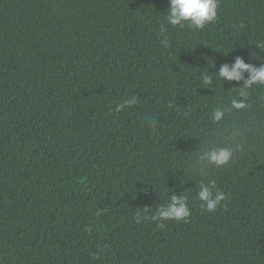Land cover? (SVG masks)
<instances>
[{"label":"trees","instance_id":"16d2710c","mask_svg":"<svg viewBox=\"0 0 264 264\" xmlns=\"http://www.w3.org/2000/svg\"><path fill=\"white\" fill-rule=\"evenodd\" d=\"M168 7L0 0V264H264V85L218 78L264 64V0H218L202 30ZM210 181L214 212L196 198ZM172 196L191 215L160 228Z\"/></svg>","mask_w":264,"mask_h":264},{"label":"clouds","instance_id":"9594fccd","mask_svg":"<svg viewBox=\"0 0 264 264\" xmlns=\"http://www.w3.org/2000/svg\"><path fill=\"white\" fill-rule=\"evenodd\" d=\"M218 0H169L168 12L166 15L167 23L173 27H183L187 24L190 28L202 30L206 25L211 24L217 18ZM262 49L264 44H257ZM247 74V75H246ZM218 78L226 82H243L244 89H250L254 85H264V64L257 67L254 64L247 63L237 56L234 64H223L218 70ZM205 85H210L211 77L204 74L202 77ZM241 95H245L242 91ZM137 103L136 97H131L116 106L115 110L120 112L125 108H130ZM235 109H242L245 104L242 101H232ZM223 112L216 110L214 112L215 120H220ZM232 158V152L227 148L213 149L206 153V159L209 164L216 168L227 166ZM196 198L201 201V207L208 212H214L221 202L227 199L226 195L216 189V182H201ZM191 215L188 207V200L185 196H172L166 206H161L151 219L156 222L160 228L164 227L166 221L187 222ZM147 219V217H145ZM137 223L140 217H136Z\"/></svg>","mask_w":264,"mask_h":264}]
</instances>
